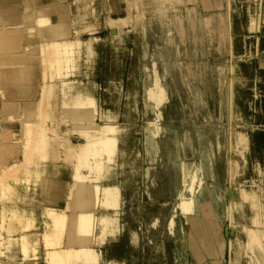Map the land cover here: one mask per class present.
Masks as SVG:
<instances>
[{
  "label": "rangeland",
  "instance_id": "obj_1",
  "mask_svg": "<svg viewBox=\"0 0 264 264\" xmlns=\"http://www.w3.org/2000/svg\"><path fill=\"white\" fill-rule=\"evenodd\" d=\"M48 1L33 0L32 13ZM25 2L0 0V4L15 5L18 15L25 12ZM67 2L77 7L79 0ZM234 4L237 14L227 8L226 0H90L83 17L75 9L68 11L67 28L73 33L78 25L89 27L72 38H97L93 45L95 59L87 75L77 78L85 82L90 79V86L95 84L90 94L98 102L96 121H111L128 129L124 135L129 145L122 147L120 142L116 151L118 179L104 176L98 181L100 187L119 185L121 193L113 195L119 197L118 207L109 208L105 215L115 220L114 225L95 244L102 255L101 264H214L213 250L208 253L189 237L190 218L179 206L188 198L200 199L201 207L212 211L213 221L220 224V235L211 237L210 242L219 248L220 242L226 241L223 264H264V0H234ZM33 21L27 24L32 30L28 42L22 41L28 33L26 25L0 26V30L19 28L23 36L17 45L3 47V51L21 52L39 44L42 47ZM230 37L236 48L232 57L228 50ZM238 63L246 65L238 67ZM231 64L235 72L228 68ZM33 65L34 71L41 70L38 59ZM56 69L51 67L49 71ZM234 78L238 81L237 91L246 99L244 113L248 126L257 131L255 139L260 148L232 183L224 151L217 147V132L220 141L226 142L224 128L237 114V108L228 100L233 94ZM40 84L32 85L25 95L15 91L12 97L21 107L24 101L37 98ZM11 126V131L18 134L20 121ZM3 134L0 131V139ZM187 136L191 150L186 148ZM203 151L213 160V179L199 170L204 163ZM105 156L104 151L98 157L91 156L95 162L106 161L104 172L110 167ZM71 168L63 164L51 190L54 198H42V202L64 207L66 188L72 183ZM79 168L94 176L88 166ZM205 185L217 188L202 193ZM231 200L241 202L237 228L217 216L223 204ZM149 205L157 207L152 219L144 213ZM102 210L96 208L95 217ZM43 229L40 223L36 230ZM251 230L260 234L262 248L251 249ZM4 231L0 233L7 234ZM177 249L187 254L188 261L174 252ZM4 259L0 257V262ZM44 259L48 263L50 256ZM16 260L27 262L19 252Z\"/></svg>",
  "mask_w": 264,
  "mask_h": 264
},
{
  "label": "bare ground",
  "instance_id": "obj_2",
  "mask_svg": "<svg viewBox=\"0 0 264 264\" xmlns=\"http://www.w3.org/2000/svg\"><path fill=\"white\" fill-rule=\"evenodd\" d=\"M60 1L63 3L65 0ZM84 3L85 6L86 2ZM25 6L27 12L21 20L18 16L13 17V6L0 4L1 27H18L24 24L25 28L30 30L28 20L34 19L33 23L40 29L39 38L43 42L40 50L30 48L26 52H0L2 119L15 121L19 111L22 123L18 133L19 143L8 141L0 144V204L5 205L4 209L3 206L0 207V231H7L5 235L0 233V257H5L0 264H21L16 260L18 252L21 257L26 258L25 264H70L79 260L86 264L90 263V257L87 255L91 251H98L95 244L115 223L114 219L105 215L109 208L117 207L119 197L114 198L113 195H121L120 186L100 187L99 182L104 180V176L118 179L116 151L120 149V142L122 147L129 145L124 135L128 129L111 121L106 124L98 123L97 98L90 94V91L95 89V84L90 86L89 84L93 83L90 79L87 82L77 79L87 75V68L95 59L93 45L97 38L93 37L88 41H82L80 38L59 40L62 34L59 32L58 20H61L62 10L66 6L50 5L47 11L39 13L42 16H36L38 18H34L35 15L31 12L32 3H26ZM82 13H86L85 8ZM15 18L21 23H14ZM53 30L56 35L50 40L49 32ZM31 38L32 35L29 34L25 41L28 42ZM14 42V37L0 34V48H8ZM229 48L232 57L236 53L233 40L230 41ZM36 59L41 64L40 71H34L33 63ZM244 65L246 64L238 63V67ZM51 67L57 68L56 71H49ZM16 68L22 69L23 72L27 69L34 71L36 75L33 76V81L41 79L43 82L39 87V97L33 101H25L21 107L18 100L12 97L15 90L20 95L26 91L25 87L13 85V71ZM228 68L233 70L234 66L231 64ZM220 70L223 72L225 69ZM39 72L40 76L37 74ZM88 86L90 87L87 88ZM236 87L237 83H234L231 89L241 101L240 105H237L241 111L237 112L233 121L241 123L242 127L235 129L236 144L231 148L246 161L252 150L251 140L256 137L257 131L248 126L244 113L246 99ZM104 114L108 119L106 111ZM186 143L189 145H184L183 148L191 150V140L188 136ZM100 151L108 155L106 159L110 167L106 172L104 159H98L96 162L90 160L91 156L98 157ZM67 161H71L76 167L73 184L67 195V206L63 209L41 206L40 198L44 195L45 177L52 174L53 168ZM79 165L88 166L94 176L83 173ZM96 208H103V213L97 217L94 214ZM40 222L45 224L42 232L35 230ZM98 226L99 236L96 233ZM47 255L50 256L48 263L44 259Z\"/></svg>",
  "mask_w": 264,
  "mask_h": 264
},
{
  "label": "crops",
  "instance_id": "obj_3",
  "mask_svg": "<svg viewBox=\"0 0 264 264\" xmlns=\"http://www.w3.org/2000/svg\"><path fill=\"white\" fill-rule=\"evenodd\" d=\"M32 1L31 0H26L25 5H26V3H32ZM81 2H82V0H79L78 6L76 7L75 3H74V5H68L67 4L68 3L67 0H65L63 3L60 0H49L44 5H42L41 7L38 8V12L37 13H33V14L35 16H37L40 12L47 11V7H49L50 5H64L63 7L66 6L62 10L61 20L60 19L58 20L59 21V32L62 34V38H59V40H66L67 38L68 39H74V38H72L73 34H76V36H78L79 34H81L80 30H83L84 28H89V27H85L83 25H81V26L78 25L76 27L77 29L75 28V32L74 33L70 30V28H67L66 18H67V13H68L69 10H71V9H75L77 11L80 10L78 12L81 15V17H82V14H87V12H88V3H90V0H88V1L87 0H83V2L82 3ZM84 2H86L85 6H84V4H85ZM226 2H228V4H227L228 9H230V10L234 9V14L235 13L237 14L238 13V9H237V7L234 4V0L233 1L232 0H226ZM1 4H4V6H10V7L13 6L10 3H1ZM242 7H243V5H242ZM12 8L15 9V11L13 12V14H14L13 17H17L18 16L22 20V16L27 12L26 7H25V12L22 13V15H18V14L15 13L17 11V8H16L15 5ZM83 8H85L86 13H82V9ZM31 12H32V10H31ZM0 13H1V11H0ZM17 18H15V20L13 22L17 21ZM79 28H81V29H79ZM76 30H77V32H76ZM27 31H28V33L25 36V38L29 34L32 35V30L31 29L27 30ZM0 32H1L0 34H3L4 36L6 35V36L14 37L15 42L11 46H9V49H11L15 45H17L18 38H20V37L23 38L21 32L19 31V28H16V29L4 28V29H1ZM39 34H40V29L38 28V36H39ZM55 35H56V31H50L49 32L50 40H51V38L55 37ZM66 35H68V36L66 37ZM50 40H48V41H50ZM231 40H232V38L230 37V41ZM22 41H25V40L22 39ZM229 46H230V43H229ZM30 48H33V47L30 46ZM30 48H27L26 51L28 49H30ZM36 48H34V49L40 50L42 47L39 44ZM228 50L230 51V48ZM26 51H21V52H26ZM0 52H7V51H3V49L0 48ZM8 52H10V51H8ZM11 52H19V50H13ZM233 70L235 72V67H234ZM13 73H14V79H15V81L13 82V85L14 86H18V87H25L26 91H24L25 92L24 95L26 94L27 89H29L32 85H35L37 82L41 81V79H37V81H35V82L33 81L32 78L36 74H34V71H32L30 69H27V70H25V72H23L22 69H17L16 68V69H14ZM27 74H28V76H27ZM37 74L40 76V72L37 73ZM234 80L235 81H233V84L234 83L236 84L238 81L235 78H234ZM157 83H159V82L157 81ZM41 85H43L42 81H41V84L39 85V87ZM39 90H38L37 98L39 97ZM15 91H13V92H15ZM234 92H236V90ZM17 94H20V93H17ZM59 96L61 97V95H59ZM233 98H234V101H233ZM228 100H229L230 106H235L237 108V112L241 111V108H239L237 106V105H240V100H238L236 94L233 93L232 97H231V95H229ZM31 101H33V100H31ZM18 103L20 105L19 101H18ZM23 103H22V105H23ZM1 107L2 106H1V103H0V122H2V126H0V131L4 132L6 135L4 134L3 137L1 136L2 141H0V144L8 142V141H10V142H18L19 143L20 142V140H19L20 137L18 136V134L13 132V130L11 131V129H12L11 123H14L16 121H20V116H19L20 113H19V111L17 112L18 114H17V117H16L15 121L8 122V121H5L4 119H2L3 118V114H2V108ZM237 123L238 122L236 120H234L233 122L230 121V123L227 126H225L224 129H225V133H226V142L223 143V142L220 141L219 134H218V138H217V147H218V150L220 152H222V150L224 151L225 158H226L227 172H228V175L230 177V181H232V183L234 181V178H236L238 175L243 173L245 169H247L246 167L248 166V164H249V162L251 160V157L254 155V152L256 151V149L258 150L260 148V144L258 142H256L255 137H253L252 140H251V144H252L251 149L252 150L248 154V157H247L246 161L244 159H242L241 155L238 152H236L235 150H232L231 146L232 145L235 146V144H236L235 129L238 128V127L239 128L242 127L241 123L240 124H237ZM21 124L22 123L20 121V128L22 126ZM233 130H234V134H233ZM4 137H6V139ZM15 139L19 140V141H16ZM202 140H203V136H200V141H202ZM229 144H230V146H229ZM257 145H259V146H257ZM220 146H222V147H220ZM200 153H201V156L204 157V163L201 165L199 170H201V171L203 170V172H204V174H205V176L207 178L210 177V178L213 179V177H214V175H213V160L210 158L209 155L206 156V152L204 153V151H203V152H200ZM228 155L230 156V158H229ZM106 158L108 159L107 156H105V160H106ZM90 160L94 161V159L92 157L90 158ZM206 160H207L208 166H206ZM229 160H230V162H229ZM63 164L64 165H70L72 167L71 171H70V175H71V178H72V183L67 185V194L65 196V205H64L63 208H65L67 206L68 191H69L70 186L73 184V177H74V174L76 172V167L71 161L64 162V163L58 165L56 168H53L52 174H50V175L45 177L46 178V183H45L44 195L40 198V205L41 206L54 208V209H63V208H59V207H56V206L52 205V201H49L48 203L42 202L43 201L42 198H44V201L46 199L52 200V198H54L52 196V194H51V190L53 189V185L56 183V180H55L56 177L55 176H57L58 172H60L59 170H60V168L63 167ZM187 171H189V168L188 169L186 168V172ZM85 173H87V172H85ZM216 188H217V186H215V185H211V186H206L205 185L204 187H202L201 192L204 193V192H206L208 190H215ZM192 189H193V187H192ZM197 202H198V204H197ZM200 202H201L200 199H198L196 201V199H194V198H188V199L182 200V202L179 205L181 210H182V212L185 213L187 215V217L190 218L191 231L189 233V237H190V239L192 241H194L195 243H198L203 249L208 251V253H209V250H213V252L211 254L212 255L211 258H212V262L214 264H221V263L223 264V257H224V252H223L224 249L223 248L226 245V241L222 240L220 242L221 244H219L220 245L219 248H215L214 244L212 242H210V238L211 237H213L214 235H216V236L220 235L221 226L216 221H213V219H212L213 217L212 216L214 215V213L212 211H205V209L203 207H201V203ZM197 205H198V208H197ZM117 207H118V205H117ZM222 207H223L222 210L218 212L217 216L220 217L221 219L227 220L228 222L230 221L229 224L231 226H233L234 228H237L239 226V224H240L239 210L241 209V202H237L236 200H231L229 202V204H227V205L223 204ZM150 210H152V211H150ZM228 211H229V213H228ZM156 212H157V207L155 205H149V207H147L146 211L144 212L145 213V217L147 219H150V218L152 219ZM214 218H215V215H214ZM256 221H255V223L257 224L258 223V219H256ZM40 223L44 224V222H40ZM40 223L38 224V226L40 225ZM44 227H45V224H44ZM251 232H252L250 234V242H251L250 246H251V249L254 250V247L262 248V243L263 242H262V238L260 237V234H258L256 230H251ZM96 233H97V231H96ZM175 251H177L178 256H180L184 261H188L189 258L187 256V254H185L183 252V250L182 251L174 250V252ZM161 252H164V251H161ZM44 253H46V251ZM92 253H93V255H92ZM82 255H85V254H82ZM95 255H96V257H95ZM87 256L90 257L89 258L90 263L88 262L86 264H101L100 261H101V256L102 255L98 251H91V253H89V255H87ZM200 261H201V263H204L202 259H200ZM110 262H111V264H114L113 261H110ZM70 264H83V260H79L78 262H71Z\"/></svg>",
  "mask_w": 264,
  "mask_h": 264
}]
</instances>
